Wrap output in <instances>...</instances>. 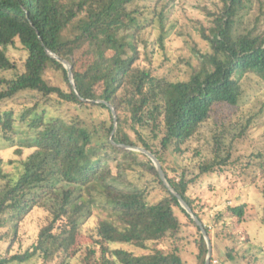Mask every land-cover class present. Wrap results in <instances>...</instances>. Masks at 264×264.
Wrapping results in <instances>:
<instances>
[{"label":"trees","instance_id":"1","mask_svg":"<svg viewBox=\"0 0 264 264\" xmlns=\"http://www.w3.org/2000/svg\"><path fill=\"white\" fill-rule=\"evenodd\" d=\"M135 1L0 0V102L24 91L38 94L19 114L0 110L4 139L17 140L18 122L34 134L26 147L32 152L22 160L19 175L4 171L0 157L1 236L13 242L34 207L47 211L36 240L24 251L8 254V248V255L0 253V264H30L40 258L69 264L80 251V264H187L178 249L153 248L137 255L115 246L129 242L145 248L169 232L180 239L183 223L177 209L197 227L196 264H205V235L177 194L196 212L190 184L223 170L235 141L249 129L250 119L243 122L235 108L243 94L242 79L250 72L264 79V11L254 18L252 28L237 33L236 25L253 0H222L210 33L202 32L210 47L197 48L186 78H171L138 64L141 26L130 9ZM17 43L25 51L18 59L8 53ZM49 51L72 63L75 85L68 69ZM79 51L88 58L80 67L75 56ZM153 54L147 51L146 59L153 61ZM50 70L61 72L60 83ZM54 96L59 97L58 105L50 101ZM46 106L66 112L47 118ZM202 138L203 146L190 147ZM139 146L157 157L176 193L168 189L152 158L134 149ZM189 149L196 156L209 154L198 163L196 178H187L185 169L178 180L173 174L181 165L167 155H184ZM259 168L264 171V161ZM132 172L145 184L132 181ZM149 175L165 191L156 203L148 200L153 182ZM259 187L264 223V182ZM230 210L243 217L246 204ZM98 211L103 215L96 217ZM95 217L84 246L78 241L85 233L83 224Z\"/></svg>","mask_w":264,"mask_h":264},{"label":"rangeland","instance_id":"2","mask_svg":"<svg viewBox=\"0 0 264 264\" xmlns=\"http://www.w3.org/2000/svg\"><path fill=\"white\" fill-rule=\"evenodd\" d=\"M222 6V0H163L160 3L157 0H137L133 2L130 9L134 10L133 15L141 26L138 64L151 68L158 75L186 78L196 62L197 48L210 47L203 38L202 32L210 33V28L214 26V20ZM258 7H262V10H258ZM262 11H264V0H253L245 16L237 23L236 32L243 33L252 28L254 18ZM161 14L164 15L163 18ZM19 45L17 43L10 47L8 53L12 58L18 59L25 56V51ZM155 45L158 50L154 47ZM151 50L154 53L153 61L146 59L147 51L151 54ZM112 52L108 51L109 54ZM75 56L79 67L88 62L87 55L82 51ZM50 71H52L50 75L54 79L56 77L57 82L60 83L61 72ZM242 90L240 103L235 110L243 122L250 119V126L245 134L235 141L233 155L223 170H216L196 178L197 165L205 158V153L209 154L208 152L196 156L195 150L189 149L184 155H176L172 152L167 155L168 160L181 165L180 169L173 174L175 178L179 180V174L187 169L186 177L197 179L195 183L190 184L188 194L196 205V212L193 211V214L199 215L202 224L205 222L209 226L208 236L213 247L211 257L213 264H264L263 195L259 187L264 182V171L257 169V164L264 161V79L250 72L242 79ZM37 97L38 94L34 91L21 92L13 98L0 102V110L13 109L19 114L33 104ZM58 100L59 97L54 96L50 101L57 104ZM46 107L47 118L57 116L59 111L66 112L60 106ZM18 124L20 127L16 136L17 140H6L0 134V157L6 163L4 171L10 172L13 177L20 174L24 167L22 160L32 152L31 148L26 147L34 136L27 125L19 122ZM210 127L211 125H208L204 131ZM204 140V138L194 140L190 147L203 146ZM258 154L262 157H258ZM135 174L132 172L128 177L136 183L145 184V179H140ZM149 176L153 182L148 187V200L156 203L164 196L165 191L152 175ZM253 176H256V179H253ZM240 204H246L243 217L234 215L230 210V207ZM176 213L183 223L179 234L180 239L171 236L169 232L160 234L155 240L147 242L145 248L129 242L116 243L115 246L124 247L137 255L147 253L153 248L167 252L178 249L187 264H196L198 249L195 240L199 237L197 227L190 222L184 212L177 209ZM220 213L223 215L221 219L218 216ZM95 214L97 217L103 215V212L98 211ZM46 215L47 211L44 208L34 207L21 223L18 235L13 242L10 238L5 239L3 235L1 236L0 231V253L8 255L26 250L36 240ZM96 217L92 218L91 222L88 220L83 224L85 233L80 235L78 241L84 246L89 243L90 238L86 234L97 222ZM8 248L10 249L7 254ZM81 252L76 258L73 257L69 264H80L78 256ZM57 261V258L54 260L40 258L30 264H57Z\"/></svg>","mask_w":264,"mask_h":264},{"label":"water","instance_id":"3","mask_svg":"<svg viewBox=\"0 0 264 264\" xmlns=\"http://www.w3.org/2000/svg\"><path fill=\"white\" fill-rule=\"evenodd\" d=\"M49 53H50L52 56L56 57L58 60H60V61L65 65V67L68 69V76H69V79H70L71 83H72L73 85H75V83H74V74H73V65H72L68 60L61 58L60 56H58V55L55 54L54 52L49 51ZM110 107H111V109H112V111H113V113H114L115 119H116V118H117V112H116V109H115L112 105H110ZM134 148H137L138 150H141L142 152L147 153V154L152 158V160L154 161V163H155V165H156V167H157V169H158V171H159V174H160L161 178L164 180V182H165V184L167 185L168 189L171 190V191H173V192H175V191L173 190L172 186L170 185V183L168 182V180H167V178H166V175H165V172H164V170H163V168H162V164H161L160 161L157 159V157H156L153 153H151L150 151H148V150H146V149H144V148H141V147H134ZM175 193H176V192H175ZM177 196H178V198H179V200H180L182 206H183V207H184V208H185L190 214H192L193 218L197 221V223L199 224V226H200L201 229H202V232H203L204 235H205L206 242H207V246H208V253H207V257H206L205 264H210V262H211V257H212V249H213V247H212V243H211V241H210V237L208 236V233H207V231H206V229H205V226H204V224H202V222H201V220L199 219V217H198L197 215L193 214V210H192V208L190 207V205L186 202V200H185L181 195H178V194H177Z\"/></svg>","mask_w":264,"mask_h":264}]
</instances>
